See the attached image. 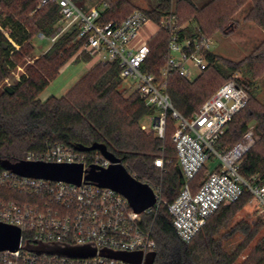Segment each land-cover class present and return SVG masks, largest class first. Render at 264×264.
<instances>
[{"label": "trees", "instance_id": "trees-1", "mask_svg": "<svg viewBox=\"0 0 264 264\" xmlns=\"http://www.w3.org/2000/svg\"><path fill=\"white\" fill-rule=\"evenodd\" d=\"M152 10H143L149 18L159 21L174 12L180 23L188 26V35L195 27L210 38L214 34H232L235 29L233 14L248 2L251 8L246 19L264 31V0H213L199 9L192 0H156ZM40 0H3L1 14L4 24L12 30L14 39L22 49L15 53L0 33V86L12 71L30 56L33 47L31 38L39 33L50 36L59 21L57 4H47L30 16ZM219 3L230 5L225 10ZM107 4L101 12L100 25L121 23L135 11L140 10L130 0H102ZM4 43L9 45L4 48ZM84 39H78V31L72 30L62 36L55 45L33 65L13 88V94L0 91V171L6 170L5 163L17 164L25 161L28 152L44 151L50 145L62 144L77 152L91 156L100 153L124 165L138 181L151 188L161 187L162 205L156 215H144V226L152 231L157 243L153 264H237L242 254L259 236L261 223L245 220L233 225L238 213L246 206L252 192L244 186L242 197L234 203H224L208 220L204 228L189 244L182 243L173 226L168 206L179 196L183 187L177 150L172 141L176 120L170 114L165 138L142 129V120L154 115L156 109L140 96L126 99L119 91L123 80L117 61L94 65L71 88L63 98L51 97L43 102L40 95L58 77L60 71L83 46ZM150 54L143 63V72L153 74L158 84H163L174 108L185 118L193 117L199 108L221 86L230 81L241 65L253 68L264 63V42L245 59L234 62L209 54L214 64L196 80L189 81L174 72L166 80L162 78L167 55L168 35L159 33L149 42ZM82 60L91 57L83 52ZM224 66V67H223ZM226 67V68H225ZM215 71L226 77L219 88L217 77L204 78ZM237 83L249 93L247 106L230 121L225 133L216 144L222 152L232 149L254 125L258 139L244 156L239 166L240 176L251 186H264V102L252 95L243 82ZM168 137L170 138L168 143ZM164 158V168L156 167L155 161ZM208 168L204 167L191 187L196 192L206 179ZM0 200L25 201L17 191L0 187ZM237 234L245 237L238 247L229 252L226 243ZM177 258V263H176ZM241 264H264V239Z\"/></svg>", "mask_w": 264, "mask_h": 264}, {"label": "built area", "instance_id": "built-area-1", "mask_svg": "<svg viewBox=\"0 0 264 264\" xmlns=\"http://www.w3.org/2000/svg\"><path fill=\"white\" fill-rule=\"evenodd\" d=\"M0 33L12 47V54L19 45L12 30L5 26L1 14ZM47 4H57L60 19L50 36L39 33L51 45L72 30L78 31V39H84L83 52L98 63L117 61L121 67L120 77L132 79V86L141 99L156 109L147 116L151 127L142 124L147 133H156L165 138L168 116L176 120L172 141L177 150V159L183 174L184 184L179 196L168 206L173 226L179 240L191 243L208 220L227 202H237L246 186L264 209V186L249 185L239 174L244 156L258 139L254 125L230 150L218 151L216 144L225 133L230 121L242 111L250 100L247 90L237 83V78L221 86L198 112L190 118L183 117L173 106L163 84H158L155 75L143 72V63L150 54L149 42L159 33L168 35L167 55L162 78L166 80L174 72L189 81L196 80L213 64L209 54L214 39L207 37L195 27L188 35V26L180 23L176 13L171 12L159 21L137 10L121 23L98 24L101 12L107 7L80 9L74 0H40L36 13ZM151 27L145 37L141 32ZM198 72V73H197ZM220 164L206 174L200 188L194 192L191 181L206 167L213 156ZM90 157L62 144L50 145L44 151L28 152L25 161L57 164H84L108 169L119 164L100 153ZM156 167L164 168V158L155 161ZM0 187L17 191L25 201L0 200V227L20 234L17 250H0V264H132L102 256V249L137 253L147 257L157 252V243L152 231L144 226V215H156L162 205L161 187L152 188L156 195L155 205L143 213H136L122 194L102 188L83 180L81 185L19 176L12 171H0ZM62 247H94L96 255L85 258L62 256L51 251L39 253L36 249Z\"/></svg>", "mask_w": 264, "mask_h": 264}, {"label": "rangeland", "instance_id": "rangeland-1", "mask_svg": "<svg viewBox=\"0 0 264 264\" xmlns=\"http://www.w3.org/2000/svg\"><path fill=\"white\" fill-rule=\"evenodd\" d=\"M175 1L176 0H174L173 11H175ZM74 2L80 9L85 11L90 9V7H93L96 3L95 0H74ZM130 2L135 6V8L140 10H152L157 6L156 0H130ZM219 6L225 8L226 5L219 3ZM230 8L231 4L227 5L225 10L228 11ZM250 8L251 2H248L237 13L233 14L235 23H232L231 25H234L235 29L232 34H214V44L212 50L216 53V55L237 63L252 55L264 42V31L256 24L246 19ZM32 15L33 13L30 16ZM31 45L33 47L31 55L24 57V60L17 66L16 69L8 71L6 79L0 86V91L4 90L6 87H10L12 89L15 88L22 79L23 75H26L28 66L33 65L37 59L42 57L53 47L49 40L40 39L38 35L35 37L34 35L32 36ZM21 49L22 47L20 50ZM83 55L81 47L63 67L58 77L54 79L40 95V99L43 102L47 101L51 97L63 98L67 92L73 88L94 65L98 63L95 58L91 59L89 62L82 60ZM9 76H14L18 79L15 85H10ZM234 76L245 84L251 94L255 95V98H257L260 102H264V63L256 64L253 68L243 64L238 71L234 73ZM210 77H217L218 79V84H215V89L219 88V86L227 80L226 77L218 75L214 70L206 74L204 78L207 79ZM132 82V79H127L120 86L119 91L126 99L135 95L139 96V93L135 91V87L132 86ZM141 124L151 127L150 118H144ZM169 139L170 138L168 137V143L170 141ZM219 164V159L214 155L212 159L207 162L206 168L214 170ZM242 220L251 224L261 223L263 227L259 236L242 254L237 264H241L245 261L253 252L255 247L261 244L262 239H264V209L262 205L252 196H250L246 206L235 217L233 225ZM244 239V236L237 234L226 243L227 250L229 252H233L238 245L244 241Z\"/></svg>", "mask_w": 264, "mask_h": 264}, {"label": "water", "instance_id": "water-1", "mask_svg": "<svg viewBox=\"0 0 264 264\" xmlns=\"http://www.w3.org/2000/svg\"><path fill=\"white\" fill-rule=\"evenodd\" d=\"M9 45L4 43V48L8 49ZM10 85H15L18 79L14 76H9ZM6 91L13 94V89L6 87ZM109 158V157H108ZM111 159V158H109ZM114 161L113 159H111ZM6 170L28 178L44 179L58 182H65L74 185H81L83 180L97 184L102 188H110L123 196L130 202L136 213H143L147 209L153 207L157 201L154 190L146 183L138 181L133 177L122 164L112 165L108 169H101L98 166L91 165L85 169L84 164H57L46 162H30L22 161L17 164L5 163ZM180 178L184 184L183 174L179 168ZM20 234L17 230H12L10 233L0 227V250H17L19 246ZM39 253L51 251L62 256L72 258H85L96 255L94 247H62L59 245L53 246L51 249H36ZM102 256L125 261L132 264H141L143 255L141 252L128 253L102 249ZM155 253L149 255L146 264H153Z\"/></svg>", "mask_w": 264, "mask_h": 264}, {"label": "crops", "instance_id": "crops-1", "mask_svg": "<svg viewBox=\"0 0 264 264\" xmlns=\"http://www.w3.org/2000/svg\"><path fill=\"white\" fill-rule=\"evenodd\" d=\"M96 1V3H95V5L93 6L94 8L96 7H98V8H101L102 7V5H100L101 4V2H102V0H95ZM193 1V3L199 8V9H201V8H203L204 6H206L207 4H209L210 2H212L213 0H192ZM93 7H90V9L91 8H93ZM151 29V27H150V25L149 26H147V27H145V29L141 32V37L143 38V37H145L146 35H147V32H148V30H150ZM215 53V52H214ZM216 54V53H215Z\"/></svg>", "mask_w": 264, "mask_h": 264}]
</instances>
